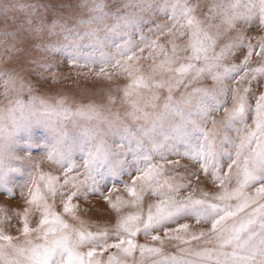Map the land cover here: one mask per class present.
<instances>
[{"label": "snow or ice", "instance_id": "1", "mask_svg": "<svg viewBox=\"0 0 264 264\" xmlns=\"http://www.w3.org/2000/svg\"><path fill=\"white\" fill-rule=\"evenodd\" d=\"M116 2L113 10L106 0H82L77 7L87 8L85 18L62 14L73 7L63 2L44 3L40 11L0 0V43L13 41L4 51L18 54L16 67L0 71L6 101H0V196L16 199L11 174L22 173L24 162L33 165L20 186L22 211L0 206V264H264V92L254 96V107L249 103L252 81L264 79V35L249 34L264 30V0ZM25 9L28 18L20 23L15 13ZM58 56L72 67L99 63L97 76H124L127 83L108 91L106 104L37 95L36 86L57 80ZM141 61H150L147 71ZM21 72L38 79L33 83ZM112 91L121 93L120 108L114 109ZM38 128L47 133L43 143L34 135ZM33 148H42L60 174L41 171ZM165 163L185 168L181 182L165 177ZM125 173L130 199H113L115 183L101 190L109 177ZM201 176L217 191L194 196ZM185 188L192 191L181 197ZM89 194L117 214L116 242H108L107 228L88 230L78 215L74 200ZM149 194L156 199L145 210ZM186 216L208 230L167 227ZM161 230L169 240L203 246L166 254ZM138 234L160 246L137 244Z\"/></svg>", "mask_w": 264, "mask_h": 264}, {"label": "rangeland", "instance_id": "2", "mask_svg": "<svg viewBox=\"0 0 264 264\" xmlns=\"http://www.w3.org/2000/svg\"><path fill=\"white\" fill-rule=\"evenodd\" d=\"M19 3L25 4V5H35L37 8H40V5L44 3H65L72 5L73 7L70 8H63L61 9L62 14H67L69 12H73L77 17L78 16H84L85 18L89 13L87 12V8H79L77 5H79L82 0H18ZM118 2L122 3L123 0H118ZM193 2H196V0H193ZM202 3H204V0H201ZM89 3H91V0H89ZM106 3L109 7H111L113 10L117 6L116 0H106ZM206 10V9H205ZM40 11H43L42 8H40ZM198 15H200V12H197ZM16 16L19 17V22L23 23L28 17H27V9L24 11H18L15 13ZM34 21L36 19L35 16L31 17ZM160 22H164L165 17L162 15H158L154 17ZM25 27H28V25H24ZM0 30H3V23L0 22ZM144 33L146 36H150L147 32V27L144 29ZM250 35L256 36V35H264V30H258L253 29L250 33ZM27 35V34H25ZM154 38V37H153ZM49 39H55L54 37ZM133 39L138 43L139 42V34L134 33ZM0 40H3L2 37H0ZM13 41L7 40L4 43H12ZM116 43L122 42L119 37L115 38ZM165 41L163 38L161 39V43H164ZM4 43H0V71H10L14 67H16V56L18 54L16 53H5L4 51ZM109 52H114V48H108L106 49ZM34 55H37L38 53H33ZM147 55V53H145ZM8 57V58H6ZM59 64L56 68L53 69V71L57 75L56 81H49V83L52 85L49 87L48 85L43 86H36V94L42 95L46 98L55 97L57 94H62L68 98L69 104L75 105L78 103H89L94 102L97 104H106L107 103V92L110 90H113L116 87H122L127 83V78L124 76H117L114 77L112 81H109L105 79L104 76H97L96 73L99 72L100 64L96 63L94 65H91L90 67H72L68 64L67 59L63 56L57 57ZM259 62L258 57H253V63L251 66H256V64ZM141 63L144 65L145 71H147V65L150 63V61H141ZM108 71L111 72L112 69L109 67ZM21 75H24L26 80L34 81L38 79L37 77L28 76L26 72H21ZM207 84H211V81H205ZM251 93H249V103L254 107V96L258 95L261 92H264V79H260L258 81H252L251 85ZM3 92V88L0 87V93ZM112 94L116 96L117 103L114 106V109L120 108V97L121 93L118 91H112ZM0 101H4L3 95H0ZM6 103V101H4ZM54 102V101H53ZM230 106V105H229ZM121 111L123 109L121 108ZM222 115V113H221ZM34 135L38 138H40L41 143L45 141L47 138V133L43 129H36L34 132ZM111 142V141H110ZM21 147H23V143H21ZM32 157L33 159L40 164V170L44 172H51L55 175L60 174V170L58 166L50 163L46 159H43V149L42 148H33L31 149ZM23 155V153H20ZM76 160L78 163H82V157L81 154H76ZM127 159L131 160V154H127ZM156 161L163 163V161H159V157L154 158ZM169 159H179L175 156H169ZM21 162H17L19 164ZM181 165H187L189 168H191V164L189 161L181 159L180 160ZM134 172L135 169H132ZM33 172V165L24 162L22 173H12L11 174V180L13 181V187L14 191L16 193V199L10 200L6 195L0 196V206L8 207L11 210L14 211H22L23 207L26 205L24 204V198L19 196L20 192V186L23 185L29 177V173ZM182 175H186L185 168L184 167H175L168 165L165 163V177H175L176 182H181L180 177ZM125 182H130L129 176L125 173L121 177L117 178H111L109 177L108 180L101 185V190L105 191L107 188H111L112 184L115 183L116 187L119 189V191L115 194H113V199H115V195H120L124 199H130L127 195V193L123 190V184ZM186 183V181H184ZM193 187L196 188V191L193 193L194 196L199 197L201 191H207L210 193H213L217 191L215 186L208 180H206L203 176H201V181L199 184H193ZM191 188H185L181 190L180 196H186L191 192ZM155 197H152L150 194L145 196V210L148 203H154ZM74 203H78L80 205L78 215L82 220L85 221V226L88 228V230L96 232L98 230L107 228L109 231V243L116 242V236L113 234L115 231V222L117 219V214L112 211L108 205L107 202L102 200L98 194H89L88 199L85 200L83 197H80L78 200H74ZM57 210H60L59 201L57 200ZM124 211H134V209L128 208ZM13 224H16L17 218L13 216ZM182 223H188L189 233H199L201 230L207 231L209 225L205 223L197 224L195 222V218L192 216H186L178 218L176 221L170 223L167 225L170 229H175L179 224ZM19 225H17L18 227ZM5 230L10 232L11 234L15 235L16 230L15 228H10L9 226L5 225ZM159 235H161L162 239H164L163 244V250L166 254H177L179 248L181 247H192L193 249L199 248L203 246L201 243L193 241L191 245H184L180 244L179 241L176 240H169L164 237L163 230L159 232ZM135 241L137 244H147L149 246H160L159 242L152 241L151 236H144L143 234H138L135 237ZM84 251H87V248L83 249ZM111 252H115V249H110ZM108 253H105L101 259L107 258ZM137 257L139 253L137 252Z\"/></svg>", "mask_w": 264, "mask_h": 264}]
</instances>
